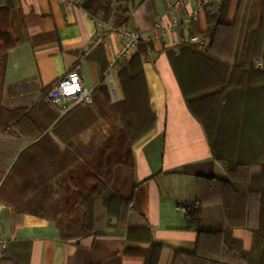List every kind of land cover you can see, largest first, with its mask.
I'll return each instance as SVG.
<instances>
[{"label": "crops", "instance_id": "1", "mask_svg": "<svg viewBox=\"0 0 264 264\" xmlns=\"http://www.w3.org/2000/svg\"><path fill=\"white\" fill-rule=\"evenodd\" d=\"M223 1L209 0L187 22L198 0H182L177 8L174 0H136L129 21L116 26L89 14L81 0H20V15L13 16L23 19L24 29L16 34L19 42L0 54V103L5 109L42 106L52 84L72 70H78L95 92L105 85L110 103L117 106L126 100L122 66L138 53L140 45L121 55L120 31L148 35L150 40L142 42L150 43L152 49L144 60V72L158 119L134 143V167L121 171L120 185L124 197L135 187L130 224L149 228L153 242L162 246L157 264H241L243 255L254 250L252 229L235 224L249 212L236 206L231 211L226 208L220 181L227 178L226 170L214 157L204 126L188 106L169 55L186 44L204 49L209 42L208 14H217ZM240 4L241 0H231L228 24H235ZM254 66L264 70L260 58ZM79 116L70 122H78ZM98 132L97 137L91 131L81 135L85 148L91 139L103 137L101 129ZM52 136L61 150L76 147L67 134L52 132ZM35 142L0 131V235L9 241L6 252L0 253V264H146L143 253L151 244L129 237L126 225L114 222L102 234L65 239L50 217L22 210L5 199L1 188L7 174ZM81 172L76 169L79 178ZM184 204L202 206V231L188 228ZM251 218L257 219V214Z\"/></svg>", "mask_w": 264, "mask_h": 264}, {"label": "trees", "instance_id": "2", "mask_svg": "<svg viewBox=\"0 0 264 264\" xmlns=\"http://www.w3.org/2000/svg\"><path fill=\"white\" fill-rule=\"evenodd\" d=\"M136 0H81L84 9L101 21H112L114 25L121 26L129 21L131 16V6ZM119 2V6L115 5ZM252 0H241L237 20L234 25L228 24V14L231 6V0H224L217 14L209 15V42L204 49L198 48L196 45L186 44L176 50L169 52V55L174 63L176 72L180 78L184 95L187 99L188 106L194 116L204 126L208 141L214 157L225 168L227 178L220 179L222 182V195L226 208L231 211L232 206H236L243 213H248L249 216L244 217L241 221H236L238 226H244L252 229L255 235L254 250L249 254H244L241 264H263L261 261L257 263V248L259 239H264V195L254 190L251 195L257 203H251L250 198L240 193L238 183L245 182L237 175L238 171L250 174L249 162L250 156L244 160L236 159L235 163H227L226 159L220 156L221 147L225 142L238 139L237 125L225 123L220 120L225 110L223 108L227 103H231V90L226 88L215 89L214 92L202 91L199 93L201 99L209 98V94H219L224 92L220 97L219 104L209 105L210 109L204 108L205 113H208V120L200 116L199 110L196 109L195 101L198 100L196 93L190 91L189 70L182 63L186 59L194 63L203 65L210 64L213 68L225 67L230 71L235 70L243 76L261 77L256 86L243 85L239 92L242 96L254 95L255 92L262 95V105H260V113L264 116V70L255 69L254 62L256 58L264 60V37L260 31L248 30V10ZM247 9L245 11V7ZM20 0H5L0 4V44L5 48H11L19 42L16 40V34L21 33L24 29L23 19H14L13 14L20 15ZM246 15V16H245ZM263 23L261 24V26ZM260 26V28H261ZM236 42H235V41ZM152 49L150 43L141 42L138 53L131 61L122 66L120 76L122 86L126 95V100L120 105H112L110 103L109 93L105 85L95 92L94 102L88 105L76 106L64 112L54 106L48 95L43 100L42 106H36L31 109H23L10 111L2 107L0 103V131L7 133H16L18 135L27 136L32 140H36L34 145L29 149L37 146L49 136L48 130L51 126L53 129L60 128L63 124L69 123L75 115L84 113L88 110L97 120L95 125L103 130V139L101 146L97 148L93 155H88L84 169L92 176H102L100 169L95 168L91 164V157L99 156L105 158L108 165H111L107 172H113L115 176L121 175L124 168L132 169L134 167V156L132 147L135 142L148 134L157 123V115L152 110L149 100L148 84L144 72V60L148 57ZM235 49V50H234ZM242 55L244 58H242ZM188 58V59H187ZM189 63V62H188ZM183 72V73H181ZM191 73V72H190ZM192 77V76H191ZM188 83H187V82ZM250 86V87H249ZM195 94V95H194ZM236 93H234V96ZM208 105V104H206ZM95 107V108H94ZM57 108V109H56ZM45 114L49 115V120ZM113 114L114 119L111 118ZM121 123L118 128L116 125ZM57 132V131H54ZM60 134V133H58ZM102 160V159H101ZM98 177V178H99ZM243 180V181H242ZM93 189L102 191L108 189V186L101 182L99 187ZM134 190L128 197L114 194L110 190L109 194L102 193L99 197L103 199L108 207V215L118 217L121 225H126L129 237L133 239L141 238L151 244L150 248L143 253L146 257V264H157L158 258L162 249L161 245L155 244L152 238V232L147 227H135L130 224L131 205L134 197ZM186 210V220L188 228L202 231L201 215L202 206L199 204H184ZM112 209H114L112 211ZM261 210V211H260ZM257 214V219L251 220V216ZM55 222V221H54ZM60 227V226H59ZM61 235L65 239L77 238L83 235L66 234L61 228ZM93 233V232H91ZM90 234V233H89Z\"/></svg>", "mask_w": 264, "mask_h": 264}, {"label": "rangeland", "instance_id": "3", "mask_svg": "<svg viewBox=\"0 0 264 264\" xmlns=\"http://www.w3.org/2000/svg\"><path fill=\"white\" fill-rule=\"evenodd\" d=\"M119 4L117 2L115 8ZM248 8V30H261V36L264 37V0H252ZM246 9L247 6L245 11ZM3 48L0 44V54ZM262 61L264 62V60ZM180 62L182 71L185 66L186 69L189 68L187 72L190 75L186 77L189 81L191 80L189 89L197 94L196 109L199 110L203 119L208 120V123H210L209 115L205 113L204 108L210 109L209 105L219 104L220 97L224 92L209 94V98L204 99L198 96L199 93L207 90L214 92L215 89L220 88L232 91L231 103H227L223 107L225 110L220 120L232 125V128L236 124L235 132L239 134L238 139L224 143L220 150V156L230 164L235 163L236 159L240 157L243 158L238 160H244L245 157L250 156V159H246L250 163V174L247 176L238 171L237 175L245 181L239 182L238 187L240 193L250 198L251 203H257L251 193L257 190L264 195V116L259 112L263 98L257 92L254 95L245 93L242 96L237 91L247 84L257 87L256 84L261 77L243 76L240 72L230 71L224 66L213 68L210 64H197L186 59ZM258 63L260 64V61ZM234 93H236L235 96ZM45 115L48 116V114ZM79 115L78 122L65 123L56 129L51 126L48 130V138L28 149L13 166L5 178L1 191L3 190L5 199L16 203L18 208L50 217L66 234L75 236L91 232L102 234L114 222L117 225L121 224L118 217L108 215V207L99 196L102 193H106L107 196L109 190L119 196L122 195L120 183L124 179L122 174L115 176L113 172L111 174L107 172L111 165L105 163L107 162L105 158L96 155L95 157L90 156L91 164L101 170L102 176L94 177L84 169L85 159L89 157L87 153L93 155L105 140L103 137L91 139V144L85 148L81 135L91 131L92 136L97 137V133L100 135L98 132L100 128L94 124L97 118L88 110ZM111 118L114 119L113 114H111ZM44 120H49V116ZM120 124L118 123L116 126L120 128L122 126ZM52 132L56 135L61 132L67 134L70 137L68 141L70 140L76 147L69 145V148L61 150L59 144L55 142ZM101 133H103L102 129ZM79 168L82 171L80 178L76 175V169ZM101 182H104L109 190L93 189V187H99ZM256 259L257 263L261 261L264 264V239H261V236Z\"/></svg>", "mask_w": 264, "mask_h": 264}, {"label": "built area", "instance_id": "4", "mask_svg": "<svg viewBox=\"0 0 264 264\" xmlns=\"http://www.w3.org/2000/svg\"><path fill=\"white\" fill-rule=\"evenodd\" d=\"M64 2H72L75 0H58ZM182 0H174L173 7L180 6ZM209 0H198L196 9L191 17L186 19L190 22L199 10L204 7ZM120 35L123 40L121 55H128L134 51L142 41H149L148 35L142 31L121 30ZM194 41L200 43L201 39L193 38ZM50 102L66 111L76 106H87L94 102V90L87 85L83 76L78 70H72L57 79L51 86L48 93ZM9 246V241L5 236L0 235V253L4 254Z\"/></svg>", "mask_w": 264, "mask_h": 264}]
</instances>
